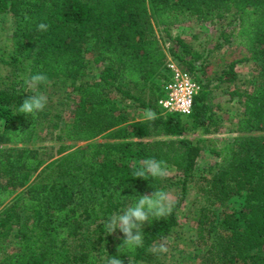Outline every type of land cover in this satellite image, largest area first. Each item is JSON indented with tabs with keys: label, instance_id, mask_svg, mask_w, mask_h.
I'll use <instances>...</instances> for the list:
<instances>
[{
	"label": "trees",
	"instance_id": "1",
	"mask_svg": "<svg viewBox=\"0 0 264 264\" xmlns=\"http://www.w3.org/2000/svg\"><path fill=\"white\" fill-rule=\"evenodd\" d=\"M0 15L11 20L0 59L7 69L0 76V244L12 242L8 253L0 246V264H105L107 255L123 264H264V0H0ZM186 21L224 22L222 41L195 51L169 35ZM40 22L48 31H37ZM228 42L249 55L212 77L227 85L217 108L232 104L235 111L227 119L230 136L208 149L216 162L195 175L201 139L221 124L209 97L218 85L206 77L207 60ZM167 58L198 83L188 116L157 105L165 96ZM249 59L257 64L243 91L234 84V67ZM36 72L50 83L39 87L48 103L33 119L16 107L30 95L21 74ZM48 89L59 99L52 102ZM66 106L69 120L60 124ZM135 110H151L155 118L137 120ZM42 129L54 150L32 146ZM145 157L165 161L180 178L134 179L131 162ZM189 182L202 184L196 191L203 205L194 237L185 241L175 212ZM154 187L178 189L171 214L144 225L142 247L117 253L123 234L108 233L105 221L134 204L129 197ZM232 200L237 209L228 211ZM169 238L159 252L155 245Z\"/></svg>",
	"mask_w": 264,
	"mask_h": 264
},
{
	"label": "rangeland",
	"instance_id": "2",
	"mask_svg": "<svg viewBox=\"0 0 264 264\" xmlns=\"http://www.w3.org/2000/svg\"><path fill=\"white\" fill-rule=\"evenodd\" d=\"M11 20L6 15H0V59L2 56V51L4 49V46L7 44V37L9 33ZM224 22H221L219 24H195L192 21H186L182 24L174 25L171 27L168 32L171 37H177L184 43L191 46V48L195 51H199L202 46H206V48H211L215 44V40L219 39L218 41H222V36H220V25H223ZM160 28H155V35L157 38H159L160 44L163 48V51L166 53V48L168 46L165 37L162 32H159ZM221 38H219V37ZM249 55L241 49L239 46H236L234 43H221V47L217 50L212 51L210 54L207 62H208V68L206 72V77L211 78L210 86L218 85L217 88L211 90V94L209 95L210 101L213 105V110L221 118V124L219 126L218 132L214 136H210L207 139H201V141H204V147L199 152L198 157L196 158V170L195 175H198L203 173L202 171L205 170L207 167L211 166L213 163L216 162V159L209 153L208 149L211 147L216 148L217 142L219 139H227L229 138V129L227 128V119L232 120L231 118L234 117L235 111L232 109V104L227 105V107L231 109H221L217 108V106H222L225 97L223 96V90L227 87L225 84H218L216 81H214L218 70L222 68L223 65L227 64L231 60H237L242 57H248ZM221 59L220 61H218ZM257 62L253 59H249L247 62L239 63L234 67V71L237 75L236 80L234 81V84L236 86H239L241 90L243 91H249L250 90V84L249 81L253 80V68ZM7 72V69L3 64L0 62V76L3 77ZM96 75V71L90 73V75L87 76V80H92ZM233 86H229L227 90L232 89ZM39 91V89H38ZM70 90L67 89V92ZM27 93L33 94V91L30 89H27ZM47 93L49 95L51 93H54L50 89L47 90ZM46 95V94H44ZM52 97V102L59 99V93H54L50 95ZM70 107V103H68ZM69 107H62L64 109L62 112H60V124L63 122H66L69 120ZM225 112V113H223ZM131 115H133L137 120H143L146 117V114L144 111L141 110H135L134 112L131 111ZM47 130L42 129L39 132H37V138L32 143V146L34 148L38 149H55L54 143L52 138L46 134ZM189 138H193L194 134H188ZM215 141V142H214ZM215 144H214V143ZM52 150V151H53ZM131 164H134L131 162ZM172 181H176L180 178V173L173 170L169 167V176L167 177ZM201 183L195 184L194 182H189L187 184L185 197L180 202L179 207L176 209L175 217L179 223V227L177 229L178 235H182L185 237V241L187 239H191L194 237V229H195V219L198 215V208L203 205L201 201V197L199 193L196 191V187L201 186ZM172 196H173V203H175L178 199L179 192L177 188H169L167 189ZM238 203L236 200H232L228 204V211L237 209ZM220 210H218L219 212ZM181 231V232H180ZM178 241V240H177ZM173 241L169 239H165L163 241H160L155 245V247L160 248L168 247ZM180 244V241H178ZM6 245V246H5ZM3 252L8 253L11 251L12 248V242L9 241L4 242V244H0ZM187 251L190 252L189 249ZM196 262V261H195Z\"/></svg>",
	"mask_w": 264,
	"mask_h": 264
},
{
	"label": "clouds",
	"instance_id": "3",
	"mask_svg": "<svg viewBox=\"0 0 264 264\" xmlns=\"http://www.w3.org/2000/svg\"><path fill=\"white\" fill-rule=\"evenodd\" d=\"M48 28L49 25L45 22H40L37 25V31L46 32ZM20 79L25 88L32 90L33 94H30L19 107H15L21 115L31 116L34 119L36 114L43 112L47 106L46 95L39 92L38 89L41 85L50 83L49 78L46 73L36 72L29 76L21 74ZM146 116L155 118V114L151 110H146ZM15 134L19 135L20 132ZM131 175L134 179L164 180L169 176V166L165 161L155 157H145L134 163ZM154 189L151 194L129 197L135 200V203L120 213L109 216L105 221V229L108 233L113 234L119 230L123 234L124 239L117 247V253H127V251H134L136 248L142 247L145 239L144 225L151 224L153 220H162L171 214L172 194L163 188L154 187ZM158 251L166 252L167 249L161 246ZM105 264H123V261L116 256L107 255Z\"/></svg>",
	"mask_w": 264,
	"mask_h": 264
},
{
	"label": "built area",
	"instance_id": "4",
	"mask_svg": "<svg viewBox=\"0 0 264 264\" xmlns=\"http://www.w3.org/2000/svg\"><path fill=\"white\" fill-rule=\"evenodd\" d=\"M165 68L169 73L163 87L165 96L157 102V105L162 113H177L181 116H188L192 99L198 92V83L193 76L183 71L169 58H167Z\"/></svg>",
	"mask_w": 264,
	"mask_h": 264
}]
</instances>
